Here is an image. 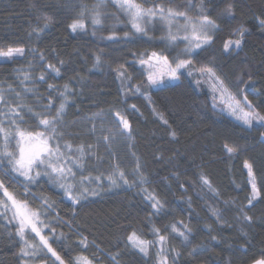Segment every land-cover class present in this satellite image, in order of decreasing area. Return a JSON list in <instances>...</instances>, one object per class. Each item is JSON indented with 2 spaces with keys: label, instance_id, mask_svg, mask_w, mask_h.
Listing matches in <instances>:
<instances>
[{
  "label": "trees",
  "instance_id": "obj_1",
  "mask_svg": "<svg viewBox=\"0 0 264 264\" xmlns=\"http://www.w3.org/2000/svg\"><path fill=\"white\" fill-rule=\"evenodd\" d=\"M171 2L184 8L189 0ZM81 3L91 8L95 0H0V50L25 49L23 56L0 62V87L7 90L11 85L21 93L25 88L31 89L24 93L23 102L40 111L47 104L49 84L61 91L68 85L65 122L70 126L63 131L64 139L73 145L96 144L100 135L99 121L96 135H92L89 131L92 125L84 117L101 110L106 114L119 110L129 120L131 138H117L111 155L101 143L98 151L104 156L103 162L89 157L84 175L107 174L115 164L130 179H135L133 173L139 163L147 183L131 189L125 185L110 188L104 180L98 195H89L80 205L73 206L46 177L39 178L30 186L31 192L54 202L48 221L55 226L57 235L63 233L66 237L53 243L54 249L65 264L78 256H85L94 264H115L111 256L117 252L119 264H156V247L143 256L127 242L133 230L143 239L155 241L152 229L156 227L169 236L165 247L182 253L176 264H252L264 258V140L261 138L264 126L253 122L252 128L245 127L228 115L224 103L218 98L214 101L210 83V91L199 88L186 73L160 89L145 87L146 72L138 62L140 55L157 52L172 60L185 44L177 41L173 46L163 40L165 34L160 26L149 27L147 35L134 33L127 17L111 0L105 2L103 24L95 34L90 20L85 30L73 32L69 25L77 18ZM143 3L146 7L154 3L170 6V0H143ZM192 3L196 5L199 0ZM73 4L77 7L73 8ZM228 4L233 6L232 16L223 14ZM205 7L217 20L219 29L210 46L193 52V64L197 67L213 64L218 75L237 94V78L243 73L245 84L240 87L248 86V99L264 114V29L259 27L257 19L264 17V0H206ZM45 14L53 17L52 23L37 36L32 29L43 27ZM241 26L248 29L242 49L237 50L238 54H225L224 43L237 39L233 32ZM125 32L129 33L128 37ZM113 33L115 39L109 40ZM41 52L45 56L43 62L39 60ZM94 54L102 57L96 66ZM47 63L59 67L60 75L48 72ZM121 65L124 67L120 68ZM116 69L131 77L129 84L141 85V92L151 97V104L144 94L122 91ZM25 73L31 79L22 84ZM42 73L45 81L38 79ZM52 97L58 106L59 94L53 91ZM11 100H15L14 93ZM214 102L216 108L212 107ZM161 115L167 124L162 122ZM25 119L33 127L38 124L30 113H25ZM113 119L107 116L105 129L115 130ZM173 130L175 139L170 135ZM226 146L236 151L229 154ZM246 161L252 165L259 191L251 205L248 199L252 187L248 169L244 167ZM201 175L209 179L215 194L202 184ZM9 190L24 195L22 186L9 185ZM150 195L162 202L159 212H154L152 201L145 198ZM33 206L38 203L34 202ZM213 210L219 211L222 219L217 220ZM245 214L252 218L250 223L243 219ZM173 224L181 230L185 226L191 229L190 243L185 245L179 237L172 238L175 237L170 228ZM15 229L14 223L8 224L0 218V264H43L41 260L19 255L21 241L15 236ZM44 234H49V230L45 229ZM212 236L217 240L213 241ZM85 237L87 247L80 243ZM196 246L204 250L190 256L188 253ZM53 262L54 258H50L47 264Z\"/></svg>",
  "mask_w": 264,
  "mask_h": 264
},
{
  "label": "snow or ice",
  "instance_id": "obj_2",
  "mask_svg": "<svg viewBox=\"0 0 264 264\" xmlns=\"http://www.w3.org/2000/svg\"><path fill=\"white\" fill-rule=\"evenodd\" d=\"M105 2L106 0H95L91 8L86 3L79 4L77 18L69 25L71 30L73 32L78 29L85 30L86 22L90 20L93 33L95 34L97 28L103 24L105 13L102 9L105 7ZM112 3L127 17L134 33L147 35L148 26L159 21L164 26L165 35L162 36L163 40L173 46L177 41L186 42L185 47L177 52L171 61L168 56L157 52L140 55L138 62L146 72L147 84L145 87L160 89L165 84V78L171 81H178L184 75V71H187L189 76L199 73L197 84L202 81L210 83L214 101L218 98L224 103L228 115L233 116L247 128H252L253 122L264 126V114H261L257 107L248 99V86L240 87V85L245 84L243 73L237 78L236 87L239 89L237 94L233 93L226 80L218 75L213 64H203L199 67L193 64V52L196 49L202 50L210 46L214 41V34L219 29L217 20L212 17L211 11L205 7L206 0H199L196 5H193L192 0H189L188 5L184 8L173 6L171 0L168 7L158 3H154L151 7H146L143 0H139V2L138 0H112ZM72 7L76 8L77 5L73 4ZM193 7H195L194 14L192 13ZM223 14L227 16L234 14L232 4L227 5L223 10ZM37 18L40 19L41 17L38 16ZM257 19L259 27L264 29V17H258ZM42 20L43 27L37 26L32 29V32L37 36L52 23L53 17L45 14ZM247 31L248 29L243 26L235 30L233 35L238 38L224 43V53L231 55L236 52L238 54L237 50L242 49ZM124 35L128 37L129 33L125 32ZM108 39H115V34L109 35ZM32 51L35 56L36 50L33 49ZM24 54V48H9L6 52L0 50V57L8 59L14 56H23ZM133 55L135 56L136 54L133 53ZM39 60L41 62L45 61V56L42 52L39 53ZM101 61L102 57L95 55L94 66L99 65ZM61 64H63V61H61ZM123 67V65L120 66V68ZM46 70L54 72L57 76L60 75V68L52 63L46 64ZM115 71L117 72V78L121 80L122 91L127 89L133 94H144L141 92V85L133 86L128 83L131 77H126L124 71L120 69ZM30 79L31 76L25 73L21 83L23 84V82ZM38 79L45 81V74L42 73ZM251 79L252 77L249 74L248 80L250 81ZM48 88L49 98L47 104L40 111H36L32 106L23 102L24 93L31 91V89L25 88L24 93H21L16 91L11 85H8L7 90L0 87V105L3 106L0 107V192L3 193V196L0 197V218L4 219L8 224L14 223L16 225L15 236L19 237L21 241L19 255L22 258L30 257L33 260H41L43 264H47L50 258H54L53 264L55 262L65 264L64 259L54 249L53 243H59L66 237H64L63 233L57 235L55 226L48 221L54 202L50 201L46 196L36 197L31 192L30 186L37 183L39 178L46 177L51 185L61 190L64 197L73 206H76L87 200L89 195H98V188L102 186L104 180H107L110 188L125 185L131 189L138 185L146 184L147 179L142 174L139 163H137L133 173L135 179H130L115 164L107 174L101 173L95 177L91 174L84 175L85 165L89 157H94L98 162H103L104 156L100 155L98 151L101 143L105 148V152L111 155L113 142L117 138H131L129 120L119 110H112L107 114L101 110L86 116L84 120L92 125L89 130L92 135H96L97 121L101 125L97 142L96 144L73 145L64 139L65 132L63 131L65 127L70 126L65 122L66 108L69 103L67 93L70 89L68 85H65L61 91L54 84H49ZM53 91L57 92L61 98L58 106L54 103ZM13 93L15 95L14 101L11 100ZM250 94L257 95L254 92ZM144 95L145 99L151 104V97ZM212 107H217L215 102ZM132 108H135V105H132ZM25 113H30L32 118L38 121V124L34 127L30 125L29 121L25 119ZM108 115L114 117L112 120V124L115 126L114 131L112 127L104 128ZM160 118L163 123H168L162 115ZM170 135L175 139V130L171 131ZM261 138L264 140V132L261 133ZM226 150L229 154L236 151L234 147L228 146H226ZM244 167L248 169V182L252 187V193L248 199V203L251 205L252 201L259 196V191L255 183L252 165L246 161ZM77 177H79V180H77ZM200 180L204 186H207L209 191L215 194V190L207 177L201 175ZM93 184L96 187H92ZM9 185L22 186L24 195L19 196L15 191H10ZM145 198L152 201L151 207L154 212H159L163 208L162 202L155 195L146 196ZM34 202H37L38 206L34 207ZM74 212L75 208L73 209ZM212 214L217 217V220L222 219L219 211L213 210ZM243 219L250 223L252 218L245 214ZM170 228L171 233L175 234V237L172 238L179 237L185 245L190 243L191 229L185 226L181 230L175 224L171 225ZM45 229L49 230V234H44ZM164 231L167 232V227ZM152 232L157 238L155 241L143 239L133 230L127 236L128 245L143 256H148L150 249L158 245L156 264H169L170 259L172 264H176V258L181 256L182 253L175 248L167 249L165 247L169 236L162 234L161 229L153 227ZM211 239L216 241L217 237L212 236ZM80 243L87 247V238H82ZM203 250V247L196 246L188 254L195 257ZM118 257L119 252L111 256L115 264H119ZM70 264H93V262L85 256H78ZM255 264H264V258L256 260Z\"/></svg>",
  "mask_w": 264,
  "mask_h": 264
},
{
  "label": "rangeland",
  "instance_id": "obj_3",
  "mask_svg": "<svg viewBox=\"0 0 264 264\" xmlns=\"http://www.w3.org/2000/svg\"><path fill=\"white\" fill-rule=\"evenodd\" d=\"M112 1V0H111ZM153 25V26H152ZM158 26H160L161 27V32L163 33V34H165V31H164V26L162 25V23L160 22V23H154V24H150L149 26H148V29H149V27H157L158 28ZM150 28V29H151ZM180 42H182L183 44H186V42H184V41H180ZM182 49H180L179 51H181ZM196 50H198V49H196ZM195 50V51H196ZM6 52V51H5ZM15 57V56H14ZM7 60H9L8 58H6V57H0V62H4V61H7ZM170 60V59H169ZM171 61V60H170ZM182 71H184V70H182ZM184 73H186L187 74V71H184ZM188 75V74H187ZM189 76V75H188ZM191 77V76H190ZM194 79H195V85H197L199 88H201V87H203V88H208V90L210 89V85H209V83H206V82H201L200 84H197V79L199 78V73H194V75L192 76ZM173 83V82H176V81H171V80H168L167 78H165V83ZM210 91V90H209ZM22 179V178H21ZM158 245L156 246V249H157V251H158ZM94 264V263H93Z\"/></svg>",
  "mask_w": 264,
  "mask_h": 264
},
{
  "label": "crops",
  "instance_id": "obj_4",
  "mask_svg": "<svg viewBox=\"0 0 264 264\" xmlns=\"http://www.w3.org/2000/svg\"><path fill=\"white\" fill-rule=\"evenodd\" d=\"M252 264H255V262H254V263H252Z\"/></svg>",
  "mask_w": 264,
  "mask_h": 264
}]
</instances>
